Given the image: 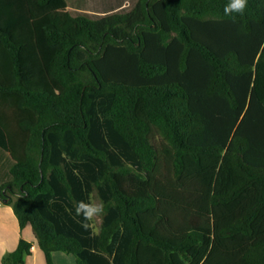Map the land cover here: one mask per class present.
Instances as JSON below:
<instances>
[{
	"label": "trees",
	"instance_id": "1",
	"mask_svg": "<svg viewBox=\"0 0 264 264\" xmlns=\"http://www.w3.org/2000/svg\"><path fill=\"white\" fill-rule=\"evenodd\" d=\"M227 3L0 0V203L46 264H264V0Z\"/></svg>",
	"mask_w": 264,
	"mask_h": 264
},
{
	"label": "crops",
	"instance_id": "2",
	"mask_svg": "<svg viewBox=\"0 0 264 264\" xmlns=\"http://www.w3.org/2000/svg\"><path fill=\"white\" fill-rule=\"evenodd\" d=\"M4 155L6 156H3L2 152H0V176L3 173V168L5 173H9L12 165L9 156L6 153ZM8 159L9 163L7 162ZM21 237L33 244L31 255L25 258V264H46L44 253L38 247L32 227L28 224L21 230L12 206L0 203V257L3 258L7 252L16 249ZM2 258H0V264H2ZM53 259L55 264H76L70 256L62 252H55Z\"/></svg>",
	"mask_w": 264,
	"mask_h": 264
},
{
	"label": "rangeland",
	"instance_id": "3",
	"mask_svg": "<svg viewBox=\"0 0 264 264\" xmlns=\"http://www.w3.org/2000/svg\"><path fill=\"white\" fill-rule=\"evenodd\" d=\"M136 2L137 0H67L68 7L74 15H82L91 19L114 12L127 11L131 9ZM0 152H2L3 156H6L2 150H0ZM7 162H10L9 159ZM2 172L3 173L0 176V184L7 182V179H10L9 173H5L4 168ZM95 203H98V201H95ZM95 221L96 226H98L99 219L95 218ZM68 256H70L75 263L74 257L72 255Z\"/></svg>",
	"mask_w": 264,
	"mask_h": 264
},
{
	"label": "clouds",
	"instance_id": "4",
	"mask_svg": "<svg viewBox=\"0 0 264 264\" xmlns=\"http://www.w3.org/2000/svg\"><path fill=\"white\" fill-rule=\"evenodd\" d=\"M248 6V0H228V3L224 6L223 12L226 16L232 14L242 15ZM75 214L83 218L81 221V227L88 231L93 226L95 218L104 214L103 202H85L79 201L75 207ZM2 258V257H0Z\"/></svg>",
	"mask_w": 264,
	"mask_h": 264
},
{
	"label": "water",
	"instance_id": "5",
	"mask_svg": "<svg viewBox=\"0 0 264 264\" xmlns=\"http://www.w3.org/2000/svg\"><path fill=\"white\" fill-rule=\"evenodd\" d=\"M8 200H9L8 198H7V199H5L4 203H7V202H8Z\"/></svg>",
	"mask_w": 264,
	"mask_h": 264
}]
</instances>
